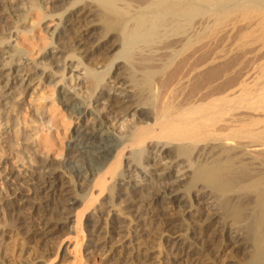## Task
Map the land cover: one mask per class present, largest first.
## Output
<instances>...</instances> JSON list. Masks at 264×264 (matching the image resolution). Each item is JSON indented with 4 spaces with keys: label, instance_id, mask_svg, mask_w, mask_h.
Segmentation results:
<instances>
[{
    "label": "bare ground",
    "instance_id": "bare-ground-1",
    "mask_svg": "<svg viewBox=\"0 0 264 264\" xmlns=\"http://www.w3.org/2000/svg\"><path fill=\"white\" fill-rule=\"evenodd\" d=\"M46 4L33 26L0 30V125L14 134L0 139V264H264V0ZM35 6L0 0V23ZM233 15L246 24L223 27ZM48 17L50 40L27 36ZM230 38L261 49L226 51ZM35 82L17 135L14 92ZM164 160L171 171L153 175ZM69 220L74 242L53 251Z\"/></svg>",
    "mask_w": 264,
    "mask_h": 264
},
{
    "label": "rangeland",
    "instance_id": "rangeland-1",
    "mask_svg": "<svg viewBox=\"0 0 264 264\" xmlns=\"http://www.w3.org/2000/svg\"><path fill=\"white\" fill-rule=\"evenodd\" d=\"M6 1H8V2H11V3H13V4H22V7L25 9V10H29V9H31V7H32V5H36L35 6V8H36V10H38L37 12H32L31 14H30V17H31V19H27L26 20V22H21L20 24L19 23H16L15 21H16V16H14V18L13 17H11V18H9V20H8V22H5V23H0V30L2 31L4 28V25L6 26V28L8 29L7 30V32H11V34H13V32L16 30V29H18V28H22V27H25V26H33L32 24H33V22H34V19H35V17L37 16V19H36V21H38L39 19H41V14H42V12L44 11V10H46L47 12H49V10H48V8H47V2H49L50 0H6ZM23 10H19V12H18V14H24V15H26V13L24 12ZM235 17H237L238 19L240 18V16L238 15H235ZM234 17V15H233V17L231 16L229 19H227V20H225V21H227V22H225L226 24H224V23H222V25L224 24V26L223 27H226V28H228V27H232V22H234L235 24H237V25H245L246 24V22H247V20L244 18V20H242L241 18H243V17H241L239 20L237 19V18H235ZM204 18H205V16H204ZM203 18V16L202 15H200V16H197V18L195 19V21H194V23L195 24H198L199 25V23L201 24V23H205L204 21H205V19ZM54 19H55V17H54ZM95 19H96V17L95 16H92V17H90V18H80L79 19V22H77V24H76V26L78 27V28H76V31H77V33L78 34H80V33H85L86 31H85V29H86V27H84L83 25L84 24H86V23H88V22H91L92 20L93 21H95ZM23 20V19H22ZM47 21H49V22H47ZM246 21V22H245ZM56 20L55 21H50V17H48L47 19H45L42 23H41V28H39V29H36V32H35V34H33V32L32 31H27V33H28V37H33L34 39H36V40H38V38L41 36V37H43V38H46V39H49L50 40V35H48L46 32H48V33H52V30H53V28H54V25L56 24ZM227 24H229V25H227ZM234 24V25H235ZM197 25V26H198ZM221 25V26H222ZM227 30H229V29H227ZM42 31V32H41ZM232 31V30H231ZM231 31H228V32H231ZM2 32H6V30H3ZM233 32V31H232ZM21 34L20 35H22V32H20ZM8 36H10V35H7L6 33H0V38H2V37H8ZM16 38V36H13V39H15ZM22 38V37H21ZM232 39L230 38V41L228 42V43H226L227 45L225 46V50L227 51V50H229V52H230V48L231 47H235V49H237V47H238V49L240 48L239 46H241V48L242 47H244L245 46V48H246V45H247V48L246 49H248V46H251V48L249 49V50H256L255 48H258V49H261V47L260 46H258L259 45V43H252V42H250L249 44L245 41V44H244V41H241V43H240V45H238L239 43V41L237 42V41H235L234 40V38H233V41H231ZM11 41H14V44H16L17 42L15 41V40H12L11 39ZM235 41V43H233ZM242 42H243V44H242ZM249 42V41H248ZM238 46H237V45ZM252 44H253V46H252ZM255 44V45H254ZM4 46V45H3ZM254 46H255V48H254ZM256 46H258V47H256ZM228 47H230L229 49H226V48H228ZM260 47V48H259ZM240 48V49H241ZM235 49H231V53L229 54V52H226L227 54H229V55H234V53H236L237 51L235 50ZM239 49V52L241 51ZM263 49V48H262ZM242 50H244L243 48H242ZM264 50V49H263ZM236 51V52H235ZM257 51V50H256ZM262 51V50H261ZM261 51H260V53H261ZM251 54L253 53V52H250ZM249 54V52H248V56H250L251 58L253 57V55L254 54ZM228 55V56H229ZM246 55V56H247ZM245 56V57H246ZM246 57V60L244 59L245 57H243V62H246L248 59L247 58H249V57ZM35 57V60H38V61H40V59H39V57L38 56H34ZM250 59V58H249ZM260 61V60H259ZM258 61V62H259ZM261 61H262V59H261ZM260 61V62H261ZM259 62V63H260ZM246 64V63H245ZM97 67L100 69V70H102L103 69V66H102V62L101 63H99L98 65H97ZM34 87H36L37 88V90H31L29 93H28V95L26 96V97H23V96H20V95H18V90H15V92H14V95H16V97L17 98H19L20 100H22V102L24 103V109L22 110V113H20V124H19V126H18V131H17V135L18 134H21V133H24V135H29V131H30V124H31V109H32V106L34 105V102H32L31 103V101H32V98H34L35 97V95L37 94V92H41V90H40V84L39 83H34ZM108 89V88H107ZM82 91H85L86 90V87H83L82 89H81ZM10 92H12L13 90H9ZM52 92V87H48V90H47V94H49V93H51ZM11 105V103H9L7 106H10ZM27 105V106H26ZM111 118L113 117V115H109ZM117 121V120H116ZM115 121V122H116ZM79 122V120H74L73 121V123H72V125L74 126V125H76L77 123ZM120 123L121 122H118V124H117V126L116 127H120ZM0 124H1V119H0ZM7 131H9V129L8 128H5V126H3V125H0V139H2V138H5V137H14V134H12L11 132L10 133H8V134H10V135H8L6 132ZM12 134V135H11ZM16 137V136H15ZM1 142L2 141H0V144H1ZM0 146H2V145H0ZM4 151V150H3ZM9 153V152H8ZM7 153V154H8ZM14 154V155H13ZM12 155H10V161H13V162H16L17 160L16 159H18L17 158V155H16V152L15 153H13ZM16 155V156H15ZM128 155V154H127ZM129 156V155H128ZM13 157V158H12ZM162 166H161V165ZM159 165H160V167L158 168V171H153L152 172V174L154 175V174H166V173H168V172H170L171 171V169H169V168H167V164H168V161H162L161 163H160ZM124 166H125V164L123 163V166H122V169H124ZM175 168L177 169V170H179V166H175ZM176 172V171H175ZM132 178H134V179H136L135 181H139L140 180V177H132ZM135 181H133V182H135ZM199 193V191H194V195H196V194H198ZM103 198V196H100V199L101 200H103L102 199ZM213 202V201H212ZM211 202V203H212ZM211 203H210V205H211ZM81 207V206H80ZM212 207V208H211ZM210 207V210H212L214 207L213 206H211ZM90 212H91V210L89 209L88 211H86L85 212V214H84V218H83V221H84V223H85V219L87 218V216H89L90 215ZM211 212H213V211H211ZM92 213V212H91ZM97 215V214H96ZM98 215H99V213H98ZM3 218H4V216H3ZM6 218V217H5ZM97 219H98V216H97ZM6 219H3V221H5ZM73 225H74V222H73V220H69L68 221V223H67V226H66V228L64 229V231L63 232H65L64 234H63V232H58L57 234H55L54 235V237L52 238V243H51V241H50V243L52 244H50V246L49 247H52L54 244V248H52L53 249V251H55L56 250V247H58L59 246V244H62V245H64V243H68V241H70V240H72L71 242H74V238L70 235V237H71V239H70V237H69V231L70 230H72V228H73ZM86 237H85V239H84V241L82 242V246H81V248L84 250L85 248H86V246L88 245V242H89V239L91 238L90 237V235H89V229H87V227H86ZM68 233H67V232ZM2 232L3 231H1V234H2ZM71 232V231H70ZM64 236V237H63ZM68 237V238H66V237ZM73 238V239H72ZM0 239H1V237H0ZM69 239V240H68ZM54 240V241H53ZM39 244H41L40 242H39ZM69 244H74V243H69ZM72 245H70L71 247H72ZM42 246H43V244H42ZM41 246V247H42ZM39 249V248H38ZM37 250V249H36ZM8 252V253H7ZM10 252L11 251H9V250H3L2 251V254L4 255V256H11L12 257V253L10 254ZM39 253H40V251H38ZM36 255H34V257H35ZM40 256H41V253H40ZM105 255H103L102 257L101 256H98V255H91V257H90V259H88V263L89 264H110V263H107L108 262V260H106L107 258L106 257H104ZM62 253L59 255V257H58V259H56V260H54L53 262H49V263H47V264H59V263H61L62 262ZM65 257H67V258H69L70 259V262L67 260V258H65ZM39 258V257H38ZM64 258L66 259L65 261L68 263L69 262V264H71L72 262H71V256L69 257L68 255H66V256H64ZM103 258H105V259H103ZM237 258H240L239 256L238 257H232V259H230V261H232L233 262V259H234V261L235 260H237ZM106 260V261H105ZM17 261L19 262V263H22V261L19 259V258H17ZM229 261V262H230ZM65 262V263H66ZM64 263V264H65ZM66 263V264H67ZM156 264H158V263H156Z\"/></svg>",
    "mask_w": 264,
    "mask_h": 264
}]
</instances>
